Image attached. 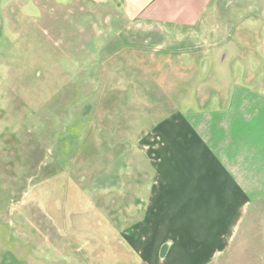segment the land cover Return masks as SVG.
Segmentation results:
<instances>
[{"label": "rangeland", "instance_id": "1", "mask_svg": "<svg viewBox=\"0 0 264 264\" xmlns=\"http://www.w3.org/2000/svg\"><path fill=\"white\" fill-rule=\"evenodd\" d=\"M9 2L0 0V264H118L124 251L136 264L120 233L141 212L127 206L140 192L127 184L143 157L133 144L174 100L201 106L189 97L198 84L226 88L220 56L196 66L194 52L140 49L146 36L129 50L102 4ZM206 75L213 81L197 82ZM257 204L251 238L234 245L244 252L224 264H264V197Z\"/></svg>", "mask_w": 264, "mask_h": 264}, {"label": "crops", "instance_id": "2", "mask_svg": "<svg viewBox=\"0 0 264 264\" xmlns=\"http://www.w3.org/2000/svg\"><path fill=\"white\" fill-rule=\"evenodd\" d=\"M82 1L115 10L109 27L131 38H121L129 50L134 37L138 43L146 36L142 50L199 59L214 52L227 83L198 84L189 97L201 106L183 111L174 100L171 113L142 126L133 145L143 157L127 181L140 191L128 192L134 205L127 206L141 212L120 224L130 259L134 253L136 264H224L229 254L240 255L234 247L251 238L244 230L258 219L264 197V0ZM119 16L127 25L118 29ZM203 77L197 82L213 81ZM127 257L121 253L118 264H131Z\"/></svg>", "mask_w": 264, "mask_h": 264}]
</instances>
